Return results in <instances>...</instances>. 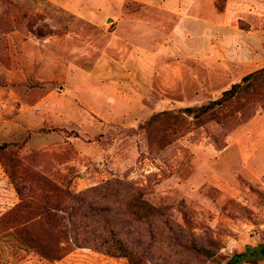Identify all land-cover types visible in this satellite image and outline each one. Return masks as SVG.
Instances as JSON below:
<instances>
[{"label": "rangeland", "instance_id": "obj_1", "mask_svg": "<svg viewBox=\"0 0 264 264\" xmlns=\"http://www.w3.org/2000/svg\"><path fill=\"white\" fill-rule=\"evenodd\" d=\"M263 67L264 0H0V264L264 244V75L184 110Z\"/></svg>", "mask_w": 264, "mask_h": 264}, {"label": "trees", "instance_id": "obj_2", "mask_svg": "<svg viewBox=\"0 0 264 264\" xmlns=\"http://www.w3.org/2000/svg\"><path fill=\"white\" fill-rule=\"evenodd\" d=\"M259 75H264V67L245 75L240 82L234 83L229 89L225 90L219 99L210 101L209 103L202 105L200 107H187L184 110L189 114H192L193 116L198 118L203 115L205 116L207 114L212 115L214 109L217 106L222 105L225 102L231 101L232 99L237 97V95L248 90L252 79ZM4 150H5V144H0V153H2ZM131 205L135 206L134 203L130 202V206ZM139 209L140 210L146 209V214H149L152 211L151 209L145 207L144 205H141ZM108 234L110 235V238L104 239V244L105 246H107L108 250L112 252H116L117 254L126 257L129 264H144L142 259L137 257L133 253V251L127 245H125L120 238L116 236L117 233L114 231V229L110 228L108 230ZM23 239L27 243L31 240L32 242L38 244L40 248H42V252L43 250L46 249L45 244H43L42 242H37L36 238L25 237ZM192 248L211 259L214 258V253L210 249L196 245H193ZM43 253L45 255L47 254L45 252ZM59 257H60L59 254L56 253L55 258L58 259ZM214 261L217 262V264H242L244 262L255 264L260 261H264V244L260 243L256 246L248 245L244 251L240 253H235L231 258H229L225 262L221 259H215Z\"/></svg>", "mask_w": 264, "mask_h": 264}, {"label": "crops", "instance_id": "obj_3", "mask_svg": "<svg viewBox=\"0 0 264 264\" xmlns=\"http://www.w3.org/2000/svg\"><path fill=\"white\" fill-rule=\"evenodd\" d=\"M193 1H198V0H193ZM228 7H229V5H228ZM163 8L166 9V10L175 11V10L172 8V6L170 5V3H165ZM226 10H227V8H226ZM212 18H217V15H216V16H211V18H210L209 20H212V21H213ZM132 20L134 21V23L136 22V19H135L134 17L132 18ZM137 21H140V20H137ZM119 33H120V32H119ZM261 34H263V33H260V35H261Z\"/></svg>", "mask_w": 264, "mask_h": 264}]
</instances>
